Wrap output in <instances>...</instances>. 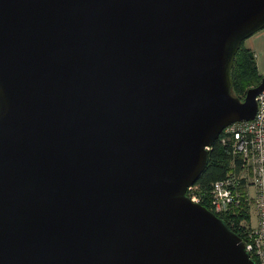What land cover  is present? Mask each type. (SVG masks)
<instances>
[{"label":"water","instance_id":"obj_1","mask_svg":"<svg viewBox=\"0 0 264 264\" xmlns=\"http://www.w3.org/2000/svg\"><path fill=\"white\" fill-rule=\"evenodd\" d=\"M264 0H0V264H257L187 188L254 118L231 69Z\"/></svg>","mask_w":264,"mask_h":264},{"label":"built area","instance_id":"obj_2","mask_svg":"<svg viewBox=\"0 0 264 264\" xmlns=\"http://www.w3.org/2000/svg\"><path fill=\"white\" fill-rule=\"evenodd\" d=\"M256 100L253 119L234 122L220 134L221 143L230 146L239 163L234 162L225 177L211 184L209 209L217 216L226 215L252 199L255 224L244 231L243 242L250 257L264 264V89ZM186 194L191 201L200 203L202 194L196 186H189Z\"/></svg>","mask_w":264,"mask_h":264},{"label":"trees","instance_id":"obj_3","mask_svg":"<svg viewBox=\"0 0 264 264\" xmlns=\"http://www.w3.org/2000/svg\"><path fill=\"white\" fill-rule=\"evenodd\" d=\"M263 77L264 74L262 75L258 72L254 54L244 46L242 41L235 54L231 69V78L233 82L231 93L243 99L247 89L258 85ZM220 137L221 135L208 149V163L204 171L193 184L202 194L200 204L208 209L210 208L209 199L211 184L225 177L226 174L233 169L234 162H236V165L239 163V160L232 155L230 146L222 144ZM242 210V212L240 210L237 212L230 211L228 214L219 215L218 217L225 220L230 229L245 241L242 232L244 230V225L240 224V221L247 217L244 205Z\"/></svg>","mask_w":264,"mask_h":264},{"label":"crops","instance_id":"obj_4","mask_svg":"<svg viewBox=\"0 0 264 264\" xmlns=\"http://www.w3.org/2000/svg\"><path fill=\"white\" fill-rule=\"evenodd\" d=\"M243 44L255 56L258 72L264 74V27L243 40Z\"/></svg>","mask_w":264,"mask_h":264},{"label":"rangeland","instance_id":"obj_5","mask_svg":"<svg viewBox=\"0 0 264 264\" xmlns=\"http://www.w3.org/2000/svg\"><path fill=\"white\" fill-rule=\"evenodd\" d=\"M243 205L245 206V212H246L247 217L244 218V220L240 221V224L244 225V230L242 231L244 233L245 230H247L251 226H254L256 217H255L254 210H253L254 207H253L252 199H249L248 202L244 201L241 207L238 206V207L233 208L232 212H237L238 210L242 212ZM249 210L252 212L251 214H249Z\"/></svg>","mask_w":264,"mask_h":264}]
</instances>
